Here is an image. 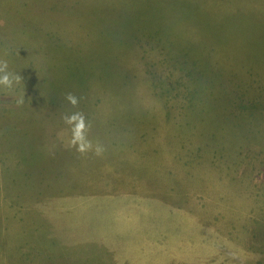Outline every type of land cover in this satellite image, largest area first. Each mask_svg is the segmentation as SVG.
Instances as JSON below:
<instances>
[{
	"label": "rangeland",
	"instance_id": "374dc122",
	"mask_svg": "<svg viewBox=\"0 0 264 264\" xmlns=\"http://www.w3.org/2000/svg\"><path fill=\"white\" fill-rule=\"evenodd\" d=\"M0 59V264H264V0H0Z\"/></svg>",
	"mask_w": 264,
	"mask_h": 264
},
{
	"label": "clouds",
	"instance_id": "9594fccd",
	"mask_svg": "<svg viewBox=\"0 0 264 264\" xmlns=\"http://www.w3.org/2000/svg\"><path fill=\"white\" fill-rule=\"evenodd\" d=\"M19 76H14L8 70L7 60L0 59V86L11 89L14 81H19ZM65 99L76 107L79 103V97L69 92ZM63 122L69 126L71 130L70 146L74 147L80 154L94 152L96 156H102L105 149L99 142L93 145V142L88 138V132L91 129V122L88 121L86 115L82 111L66 113L62 117Z\"/></svg>",
	"mask_w": 264,
	"mask_h": 264
}]
</instances>
